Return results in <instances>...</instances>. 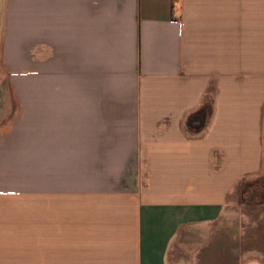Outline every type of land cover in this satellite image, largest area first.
<instances>
[{
    "label": "crops",
    "instance_id": "0c3cea01",
    "mask_svg": "<svg viewBox=\"0 0 264 264\" xmlns=\"http://www.w3.org/2000/svg\"><path fill=\"white\" fill-rule=\"evenodd\" d=\"M263 170L264 0H0V264H220Z\"/></svg>",
    "mask_w": 264,
    "mask_h": 264
},
{
    "label": "rangeland",
    "instance_id": "374dc122",
    "mask_svg": "<svg viewBox=\"0 0 264 264\" xmlns=\"http://www.w3.org/2000/svg\"><path fill=\"white\" fill-rule=\"evenodd\" d=\"M229 206L234 215L226 217L222 233L214 239L220 264H239L248 253L264 256V170L236 188Z\"/></svg>",
    "mask_w": 264,
    "mask_h": 264
},
{
    "label": "trees",
    "instance_id": "16d2710c",
    "mask_svg": "<svg viewBox=\"0 0 264 264\" xmlns=\"http://www.w3.org/2000/svg\"><path fill=\"white\" fill-rule=\"evenodd\" d=\"M202 114H203L202 118L198 117L199 119L198 120H193L192 124H190V121H191L190 120L187 125L189 127H192V128H194L193 126H197V125L204 126L206 124V121H207V108H204L202 110Z\"/></svg>",
    "mask_w": 264,
    "mask_h": 264
},
{
    "label": "built area",
    "instance_id": "2783aa9c",
    "mask_svg": "<svg viewBox=\"0 0 264 264\" xmlns=\"http://www.w3.org/2000/svg\"><path fill=\"white\" fill-rule=\"evenodd\" d=\"M178 24L180 25V27H181V24L178 22Z\"/></svg>",
    "mask_w": 264,
    "mask_h": 264
}]
</instances>
